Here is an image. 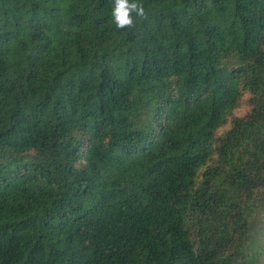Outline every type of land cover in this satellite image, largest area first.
Masks as SVG:
<instances>
[{
    "label": "trees",
    "instance_id": "trees-1",
    "mask_svg": "<svg viewBox=\"0 0 264 264\" xmlns=\"http://www.w3.org/2000/svg\"><path fill=\"white\" fill-rule=\"evenodd\" d=\"M140 2L0 0V264H259L264 0Z\"/></svg>",
    "mask_w": 264,
    "mask_h": 264
},
{
    "label": "clouds",
    "instance_id": "clouds-1",
    "mask_svg": "<svg viewBox=\"0 0 264 264\" xmlns=\"http://www.w3.org/2000/svg\"><path fill=\"white\" fill-rule=\"evenodd\" d=\"M137 18L147 19L140 0H113L112 19L117 29L134 28Z\"/></svg>",
    "mask_w": 264,
    "mask_h": 264
},
{
    "label": "rangeland",
    "instance_id": "rangeland-1",
    "mask_svg": "<svg viewBox=\"0 0 264 264\" xmlns=\"http://www.w3.org/2000/svg\"><path fill=\"white\" fill-rule=\"evenodd\" d=\"M242 111H243V108L239 109L237 113H241ZM257 218L258 220L254 227V233H259L261 223L264 222V211L263 210L258 211ZM259 261H260L259 264H264V254L259 258Z\"/></svg>",
    "mask_w": 264,
    "mask_h": 264
}]
</instances>
